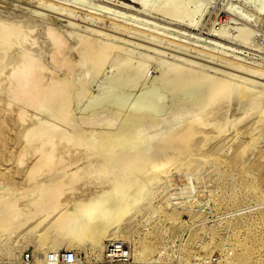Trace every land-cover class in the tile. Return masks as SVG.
I'll list each match as a JSON object with an SVG mask.
<instances>
[{
	"label": "rangeland",
	"instance_id": "1",
	"mask_svg": "<svg viewBox=\"0 0 264 264\" xmlns=\"http://www.w3.org/2000/svg\"><path fill=\"white\" fill-rule=\"evenodd\" d=\"M248 1L183 0L180 12L177 13L181 18L176 14L175 19L174 16L169 18L162 8L154 12H145L139 5L128 0H40V2L38 0H0V22L4 19L3 23L22 21L29 25L33 24L36 28L33 33L35 39L41 38L40 27L45 28L51 24L50 19L53 18L55 19L53 25L61 31H73L81 36L93 34L100 41L112 45L113 50L111 56H108L110 60L107 58L99 69L88 71L84 81L79 83V87L76 88L77 93L74 92L71 102L69 101L68 108L72 110L64 112L67 115L62 120L51 119L43 114V111L28 110L25 116L27 119L23 125L49 120L55 123L57 121V125L61 123L59 127L66 128L63 129L64 131L71 130V123L79 125L80 129L79 117L90 115L92 111L90 104L95 100L111 94L118 98L125 96L126 102L122 108L109 106L98 113L100 116L109 115L113 118L115 122L111 125L82 124L87 134L94 133L97 138L100 136L111 138L122 131L121 125L128 117L139 116V119L147 117L148 111L145 113V110H142V113L135 105V100L142 93L159 94V102L161 101L163 109L161 118L168 116L165 113L169 114L175 104L181 105L184 101L191 108L187 116L192 115L197 107L204 104L207 91H210L214 83L223 79L237 84L238 89L248 88L251 90L247 91L248 94L260 91L264 96V0H254V3ZM146 2L153 5L157 0H146ZM66 7L76 13L75 18L71 15V18L69 17ZM230 7L237 12L249 15L250 19L245 20L237 14L229 13ZM124 25H127V31L120 29ZM18 44L14 47V53L11 52V55L5 58L0 56V66L3 65L4 60L16 55L18 50L21 51L23 46ZM38 44L36 42L32 44L33 46L30 45L31 49L38 52L42 50L40 53L44 61L51 65L45 47ZM113 45L116 46L113 47ZM114 58H117L118 62ZM172 65L173 71L176 69L174 71L176 76L180 70L177 65L178 67L181 65L182 70L184 67L186 70L190 68V71L186 74L184 72L186 70H181L184 74L180 71L181 76L179 73L176 77L171 69L168 71L170 74L166 70ZM196 70L203 71L199 74L207 72L208 75H213L214 77L207 75L213 81H209L211 85L208 84L207 77L206 82L202 81L201 74L195 73ZM193 71L195 75L197 74L196 77ZM189 72L191 78L188 77ZM170 77L171 79H168ZM194 84L200 87H195ZM128 87L133 89L130 88L128 91ZM128 92L132 95H128ZM244 96L245 94L236 95L235 99L228 101L229 106L227 105L225 109L227 116L223 114L220 119L222 121L219 120L223 134L221 138L218 136L210 142L213 144V149L220 150L222 147L223 156L212 154L191 159L192 161L177 160L171 158L170 152L164 149L167 153L161 150L160 156L153 158L154 161H162L160 157L164 155L162 158L168 159L166 167L162 170L163 173L162 171L155 173L150 169L151 166H145L141 173L139 171V174L130 177L128 185L123 183L122 177L117 175L114 165L112 166L109 162V170L100 172V178L99 175L85 176L88 185L83 182L85 181L83 178L80 181L82 188L75 190V196L70 194L71 196L67 197L65 194L67 198L64 197V200L59 201L55 209L48 214L43 210H37L36 213V208L33 209L34 205L27 208L26 204L39 198L36 193L41 186L45 189L50 188L49 186L56 182L54 180L56 174L67 181L73 178L72 171L81 163L69 161L66 165H62L57 160H53L55 163L52 161L50 166L44 169L45 172L42 169L30 175V166L37 156L33 154L34 152L27 151L24 157L28 158L22 163L19 162L18 156L21 155L24 144L20 137V133L22 134L24 130L23 125L19 126L7 113L4 114L0 110V138L3 139L0 140V196L8 194L6 186L8 190L9 188L11 190L10 196L13 194L20 196L17 212L12 213L11 222L15 220L17 222H13L14 224L4 222L3 217L9 212H4L5 204L1 203L0 197V218L2 219H0V264H65L62 255L67 250L75 254L73 264H264V154L259 155L260 152L264 153V122L257 123L258 126L253 128L254 132L251 129L253 134L251 132L240 134V136L237 134L238 128L244 125L250 128L258 118L256 110L259 103L257 106L251 104L252 101ZM4 118H7V125L2 124ZM159 118L157 123L160 125L156 127H159L160 133L166 132L168 128L161 125L162 120ZM252 137L254 143L252 142L251 151L247 152L248 155L251 154V157L246 155L242 158L247 161H244V164L246 162L244 166L241 157L238 156V150L242 142L241 145L248 143L252 141ZM219 140L221 142L215 144ZM62 144L60 147H63ZM69 144L64 147H68ZM98 147L99 150L104 149L96 151L99 154L98 157L104 156L102 155L104 152L111 151V148L103 143ZM153 147L152 141L147 140L139 150L150 151ZM157 158L160 159L157 160ZM181 161L182 163H179ZM51 166L55 167L54 171ZM102 177L106 178H103L106 183ZM46 178L47 180H44ZM48 178H51V184ZM141 179L143 184L139 182ZM146 180L148 185L145 183ZM94 181L97 182L94 183ZM101 181L103 184L99 183ZM118 185L121 187L119 190ZM137 189L142 192H135ZM92 200L97 203L94 201L92 208L78 218L86 207L84 205ZM119 200L128 203V212L124 213V219L120 218L117 225L109 227L108 233L114 235V238L98 237L96 232L88 233V231L82 238L72 236L70 231L73 227L74 229L79 227L78 222L80 220L83 222L85 216L89 217L85 221L91 222L92 214L96 217L109 214L111 209L118 206ZM32 211L35 213L32 214ZM119 211L122 212V209ZM16 214L19 215L15 216ZM63 214L67 218V225L60 222L59 218ZM116 215L120 214L118 215L117 212ZM112 246L116 247L114 256L110 250ZM26 254L29 256L28 259H25Z\"/></svg>",
	"mask_w": 264,
	"mask_h": 264
},
{
	"label": "bare ground",
	"instance_id": "2",
	"mask_svg": "<svg viewBox=\"0 0 264 264\" xmlns=\"http://www.w3.org/2000/svg\"><path fill=\"white\" fill-rule=\"evenodd\" d=\"M38 1L40 2V0H38ZM128 1L139 5V7L142 8L143 10H145V12L146 11L154 12L157 9L162 8L165 10V12L169 18H172L174 16L175 19H176V14L178 12H180V5L183 2V0H157V2H155V4L149 5L148 2H146V0H128ZM253 1L254 0H249L248 2L254 3L255 1L254 2ZM42 3H44V2H42ZM122 4H124V3H122ZM49 6H50V4H49ZM44 8H46V7H44ZM47 9H49V8H47ZM228 12L231 14H235V15L237 14L245 20L250 19L249 15H247L243 12H237V10L233 9V7L232 8L230 7ZM60 13L61 12H59V14ZM66 13H68L69 17L71 15V16H73V18H75L76 13L71 12L70 9L67 8ZM177 15L180 17L179 14H177ZM91 16H93V15H91ZM99 16H100V14H99ZM50 20H51L50 21L51 24L47 25L45 28L40 27V33H41L40 39H35L33 37L34 31H36V28H34L35 26L33 24L29 25L26 22L14 21V20H13L14 22H11V23H3L2 21L0 22V56L2 58L3 57L5 58V56L11 55V52L14 53L13 52L15 49L14 47L18 43H19L18 45L22 44V46H23L21 51L18 50V52H16V55L10 57L9 59L7 58L8 60L3 59L5 62L3 61V65L0 66L1 71L3 69V72L0 71V73H1L0 74V99H1L0 110L4 114L7 113L10 116V119H13L15 121V123H17L19 126L23 125L25 123V121L27 119L25 116L28 113L27 112L28 110L41 111V112L43 111V114H45L46 116H49L51 119L52 118L54 120L57 119L58 121L62 120L63 117L67 115V114L65 115L64 112H66V111L69 112L72 110V108H68L69 101H70L71 97L74 95V92H76V90H77L76 88L79 87L78 86L79 83L83 79L86 78L85 76L88 73V71L99 69L105 63L108 56H111L110 55L111 52H113L112 47H111L112 45L110 46V45L106 44V42L104 43V42L100 41L97 36H95L93 34H91L90 36L89 35L81 36L79 34L74 33L73 31H61L58 27L53 25L55 23L54 22L55 19L52 18ZM118 22H119V19H118ZM133 22H135V21H133ZM126 24H129V23H126ZM115 27H116V25H115ZM138 28H139V26H138ZM120 29L127 31L128 28H127V25H124ZM135 31H137V29H135ZM163 35H164V33H163ZM36 42H38L40 44V46L45 47V49H46V51L50 57L49 59L51 61V65L44 61V57L42 56V53H40L42 50L40 52H38V51L31 49L30 45H32ZM109 44H111V43H109ZM20 46H18V47H20ZM115 46L113 45V47H115ZM117 46H119V45H117ZM108 59L110 60V58H108ZM114 60L116 62H118L117 58H114ZM120 61H121V59H120ZM119 64L122 65V63H119ZM123 64H125V63H123ZM118 66H120V65H118ZM173 67L174 66L172 65V67L167 68L166 69L167 72L170 69L173 71V69H172ZM180 67H181V65H180ZM180 67H178V65H177L178 70L180 69L179 70L180 74L177 73V76H178V74H179V76H181V72L186 70L185 67H184V70H182ZM192 69L194 70V68H192ZM166 70H164V71L166 72ZM174 71H173V73L172 72L171 73L175 74V76H176V73H174ZM187 71H190V68H188V70H186L184 72H186V74H187L188 73ZM196 71L197 72H195V73H197V74H199V72H203V71L198 72V70H196ZM92 72H94V71H92ZM167 72L165 73L166 75H167ZM258 72H261V71H258ZM122 73H124V72H122ZM193 74H194V71H193ZM256 74H258V73H256ZM196 75H195V77H196ZM207 75H208L207 72L202 73L200 76V79L202 81L205 80L204 82H206V79L208 78V76L210 74L208 76ZM260 75L262 76L263 74H260ZM210 76L212 77L213 75H210ZM188 77H190V72H189ZM190 78H188V79H190ZM168 79H171V77ZM172 79L174 80L173 77H172ZM196 79H198V77ZM210 79L211 78L209 77L207 81L213 82ZM193 80H195V79L193 78ZM223 80H221L219 82L217 81L216 83H214V85L212 83L214 88L211 86L213 89L211 88L212 90L210 89V91H207L208 92L207 97H206L207 99L205 98L204 104L203 105L201 104L200 107H197V110L194 111L195 113H193L190 116H187V113L189 112V110L191 108L183 100L184 103H182L181 105L175 104L174 107L172 108V110L169 109L170 110L169 114L165 113L168 116L164 115L166 117L161 118L163 116L161 114L163 109H162V106L160 104L161 101L159 102V96H158L159 94L158 95H156V94L147 95V94L141 92L142 94L141 95L139 94L137 99L135 100V105L137 106V109H140L141 111L145 110V113H146V111H148V114H146L147 117L144 116L143 119H139V116L138 117L133 116L132 118L128 117L126 120H124L123 124L121 125L122 131L117 133L115 136H113L111 138H108L107 136L102 138V136H100L102 138L100 140V139H98L100 137L97 138V136L94 133L87 134L86 132H84L82 124L90 125V126L98 124V123L99 124L102 123L104 125H109V124L111 125L112 123L115 122V120L113 118L109 117V115H105V116L101 115L100 116V115H98V113L100 111L104 110L105 108L107 109L109 106L112 108L113 107L117 108V109H120V107L122 108L126 102L125 96L118 98L112 94L111 95L109 94L110 96H108V97L105 96V97H102L100 99L95 100L93 103L90 104L91 110H92V111H90L91 113H89L90 115L87 116V115L82 114L83 116L79 117L81 119V121L79 122L80 123V129L78 128L79 125H76L75 123H71L70 124L71 128L68 127L71 130L70 129H69L70 131L65 130L66 131L65 132L63 129H66V128L61 129V126L59 127V125L61 123L59 125H57L56 124L57 121L55 123V122H52L49 120H46L44 122H40L41 120L35 121V124H31V125L29 124L30 126L27 125L29 127L23 125L24 130L22 131V134L20 133V131H19V133H20V137H21L24 144L22 145V149L20 152L21 155L18 156V157H20V159L18 158L20 161L18 159L17 160L21 163L24 162V159L28 158L27 156H26L27 158L24 157L26 155L27 151L34 152L33 154H36L37 157L29 169L30 175L38 173L42 169H43V172H45L44 169H47L53 160H57L58 163L62 164V165L63 164L66 165V163L69 161L71 163H75V162L81 163V164H78L75 166V169L72 171V174L70 173L71 176L73 177V178L69 177V178H71L70 180L67 181L65 178H62L61 175L56 174L54 177V180H56V182L52 183V185L49 186L50 188L47 187L48 189L47 188L45 189V188H43V186H41L40 187L41 189L40 190L38 189V191L36 193L39 196V198H35L33 201H30L29 203H27L26 204L27 208H30L31 205L32 206L34 205L33 209L36 208V213H37V210H39V211L43 210V211L47 212V214L52 212L55 209V207L57 206V204L59 203V201H61L64 197L66 199L68 196L74 195L76 193L75 190L78 191V189L82 188L80 185V181L85 176L87 177V175L90 174L91 176L94 175V177H96V175H99V178H100V174H99L100 172H103V171L105 172L106 170H109V168H108L109 162L111 163L112 166L114 165L113 168H114V170H116L117 175L118 176L120 175L122 177L123 183L128 185L127 183L129 181L130 177L133 176L134 174H139V171L141 173L142 169L145 166H148V165L151 166L150 169H152L155 173H156V171H157V173L159 171H162L166 167V165L168 163V159H166V158L163 159L162 157L164 155H162V157H160L162 159V161L159 160L160 158L159 159L157 158V160H159V161H154V160L156 159L155 157L157 155L160 156V154H159L160 151L164 150V149L167 150V152L168 151L170 152L169 155L171 158H174L177 160L198 159L200 157L209 156L212 154H218L220 156V154H222V151H221L222 147H220V150L213 149V144H210V142L214 138L215 139H216V137L218 138V136L221 138V135L223 134L222 133L223 129H221V125L219 123V120L221 119L223 114H225V109H226V106L228 105V103L231 102L233 99H235L236 95H242L243 96L245 94V96L249 100L252 101V102L250 101L251 104L253 103V104H256V106H257L259 103L258 109L256 110V112L258 113V115H257L258 118L254 121L255 124L253 126H251L250 128H248L245 125L238 128L237 134L239 136H240V134H243V133L250 134L251 129L253 131V128H255L257 123L264 122V96L260 93V91H258V92L254 91V92H251L248 94L247 91H249V92L251 91L248 88H247L248 90L245 89L246 87L238 89L236 87L237 84L231 83V82L225 81V80L223 81ZM86 81H88V80H86ZM176 82H177V78H176ZM192 82L190 83L191 85H192ZM195 82H196V80H195ZM185 84H186V82H185ZM208 84L211 85L210 82ZM205 85H206V83H205ZM193 86H195V84ZM195 87L199 88L200 85H197ZM206 87H208V86H206ZM130 88L128 91H130ZM131 89H133V88H131ZM126 90H127V87H126ZM207 90H209V89H207ZM85 92L87 93V91H85ZM118 92H120V91H118ZM123 92H125V91H123ZM114 93L115 92H113V94ZM84 94H82V95L84 96ZM102 94H104V93H102ZM127 94L129 95L130 93L128 92ZM87 95H88V93H87ZM130 95H132V93ZM91 101H93V99H91ZM243 101H245V100H243ZM246 101H247V99H246ZM256 106H255V108H256ZM227 108H229V107H227ZM143 111H142V113H143ZM136 113H141V112L137 111ZM160 114H161V117H160ZM225 115L227 116V114H225ZM142 117H140V118H142ZM159 117L162 120L161 125H164L165 128H168L166 132L160 133L159 129H158L159 127H156V126L160 125L159 123H157V120ZM38 119H40V118H38ZM47 119H48V117H47ZM6 121H7V118H4L2 120V124L7 125ZM220 121H222V120H220ZM9 122H10V120H9ZM70 122H73V121H70ZM85 125H84V128L86 127ZM129 128H130V130H127ZM225 129H226V127H225ZM253 132H251V133L253 134ZM0 135H1V133H0ZM238 135H236V137H238ZM223 138H224V136H223ZM247 139H249V138H247ZM250 139H251V136H250ZM0 140H3L2 137L0 138ZM147 140L152 141V143L154 144L153 149L150 151L139 150L141 145ZM220 140L217 141L215 144H217L218 142H221ZM226 140H228V138H226ZM252 142L254 143V138L252 139V141H249L248 143L245 142V144L241 145L243 143L242 142L240 144V147H239L240 150H238L239 152L238 151L237 152L239 154L238 156H240L241 159L245 158L246 155L248 157H251L250 156L251 154L248 155L247 152L249 153L251 145L253 144ZM62 143H64V145ZM102 143L105 144L106 146L110 147L111 151L109 150V153H108V151L106 153L104 152L105 154L103 152H102L103 154L101 152H99L100 154H102L104 156L98 157L97 155H99V154H97L96 151L98 152V150H99L98 145H102ZM61 144L63 145V147L65 145H68V144H69V146L63 148V147H60ZM219 145L221 146V144H219ZM95 146H97L98 149ZM70 150H72V151H70ZM103 150L104 149H102L101 151H103ZM74 151L76 152L75 154H74ZM167 152L165 151V153H167ZM263 154H264L263 152L259 153L260 156H262ZM165 156H167V155H165ZM222 156H223V154H222ZM153 158H155V159L153 160ZM261 158L262 157H260V159ZM202 159H206V158H202ZM242 161L244 164V161H246V160L242 159ZM246 162H245V164H246ZM179 163H182V161ZM171 164H172V162H171ZM238 164H240V163H238ZM245 164H244V166H245ZM62 165H60V166H62ZM58 166H57V170H58ZM52 168L54 171L55 167H52ZM52 168H50V169H52ZM59 169H61V167ZM48 172H51V171H48ZM48 172H47V174H48ZM112 172H114V171H112ZM162 173H163V171H162ZM64 174H65V172H64ZM113 175H115V174L113 173ZM110 176H112V175H110ZM150 176H152V175H150ZM51 178L53 179V177H51ZM51 178H48V179H50V180H48L49 184H51L50 183L52 181ZM103 178L106 179L105 177H102V179ZM87 179H89V177ZM44 180H47V178ZM84 180H85V178H84ZM104 181L106 183V180H104ZM107 181L109 182L108 179H107ZM142 181L143 180L141 179V181H139V182L142 183ZM150 181H151V179L149 180V182ZM40 182H41V180H40ZM45 182L46 181H44V184H46ZM83 182H86V180ZM96 182L94 181V183H96ZM86 183L88 185V181ZM94 183H92V184H94ZM99 183L103 184L102 181ZM145 183L147 184V180ZM126 185H124V186H126ZM121 186H123V185H121ZM139 186H140V184H139ZM85 187H87V186H85ZM95 187H97V186H95ZM106 187H107V185H106ZM137 187H138V185H137ZM120 188L121 187L119 186L118 190ZM6 189H7V193L9 194V192H11L10 188H9L10 191L8 190L7 186H6ZM14 191L19 193V191H17V190H14ZM79 191H81V190H79ZM90 191H92V190H90ZM20 192H21V190H20ZM45 192H47L48 194L46 193L47 194L46 195ZM82 192H83V190H82ZM135 192L138 193L139 190L137 189V191L135 190ZM135 192H134V194H135ZM141 192L142 191H140L139 193H141ZM7 193H5V194H7ZM90 193H92V192H90ZM3 194H4V192H3ZM10 194H9V197H7V195H5V196L1 195L0 196L2 198L1 203L5 204L4 205L5 206L4 212H9V213H6L5 216L3 215L4 216L3 217L4 222L8 221L9 224H10L11 220L13 219L12 213L17 212L16 210L18 209V205H19L18 201L20 198L19 195L13 194L12 196H10ZM20 194H22V193H20ZM65 194L67 197L64 196ZM90 195L91 194H89V196ZM139 195H142V194H139ZM139 195H138V197H140ZM109 197H110V195H109ZM132 197L134 198V196H132ZM136 198H137V196H136ZM71 199H70V202H71ZM112 199H113L112 201H114V198H112ZM67 200H69V199H67ZM94 201L92 200V202H88L87 205L85 204L84 206H86V207L82 206V207H84V210L80 213V216H78V218L79 217L81 218V216L83 215L84 212H86L87 210H90V208H92ZM81 202H82V200H81ZM124 202H125V199H124ZM116 203L117 202H115V204ZM79 204H81V203H79ZM113 206H114V204H113ZM116 209H118L117 212H118V215L120 214L119 216L116 215L117 214ZM120 209H122V212L119 211ZM32 212H33L32 214L35 213V211H32ZM127 212H128V203L127 202L123 203L121 200H119L118 206H116L114 209H111V212L109 214L104 213L105 214L104 216L98 215L97 217L94 216V214H92V216L90 218V220H92L91 222H88L89 220L85 221V219L89 218V217L85 216L86 218L84 217L83 222H81L82 220H80V222L77 221L79 227L75 226L77 228L74 229V227H73L72 231H70V230H67V231H70L72 236H76L79 238H82L84 236V234L87 233V231H88V233L89 232H92V233L96 232V234H98V237L106 236V237L111 238L114 235L108 233L109 227H112V225L116 224L117 222H120V218H122L123 215H125L124 213H127ZM64 214L62 216H60L59 219L63 225H67L68 221L66 220L67 218H66V216H64ZM18 215L16 214L15 216H18ZM122 219H124V217ZM13 222H11V223H13ZM15 222H16V220H15ZM4 225H6V224H4ZM68 234H69V232H68ZM68 234H67V236H68ZM72 236H70V239H72L71 238ZM78 239H76V240H78Z\"/></svg>",
	"mask_w": 264,
	"mask_h": 264
},
{
	"label": "built area",
	"instance_id": "3",
	"mask_svg": "<svg viewBox=\"0 0 264 264\" xmlns=\"http://www.w3.org/2000/svg\"><path fill=\"white\" fill-rule=\"evenodd\" d=\"M115 246H112L111 248H110V250H111V254H112V256H114V250H115ZM28 255L26 254L25 255V259H28ZM62 260H63V262L65 263V264H73L74 262H75V254H74V252L73 251H71V250H67L63 255H62Z\"/></svg>",
	"mask_w": 264,
	"mask_h": 264
}]
</instances>
